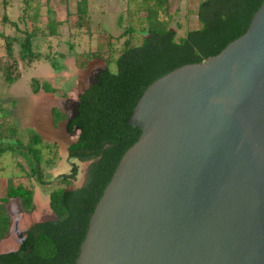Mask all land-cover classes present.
Segmentation results:
<instances>
[{"label":"water","instance_id":"1","mask_svg":"<svg viewBox=\"0 0 264 264\" xmlns=\"http://www.w3.org/2000/svg\"><path fill=\"white\" fill-rule=\"evenodd\" d=\"M126 123L139 134L73 264H264V0L216 54L148 84Z\"/></svg>","mask_w":264,"mask_h":264},{"label":"trees","instance_id":"2","mask_svg":"<svg viewBox=\"0 0 264 264\" xmlns=\"http://www.w3.org/2000/svg\"><path fill=\"white\" fill-rule=\"evenodd\" d=\"M37 1L31 6L29 0H23L24 12L16 21L5 13L0 16V25L13 27L21 36L4 34L0 30V55L5 62L1 71L7 83L18 77L14 74L18 58L27 63L41 59L36 45L37 35L43 40L58 35L61 22L49 16V10L45 25H37ZM165 3V0H141L137 9L144 11L137 29L141 37L135 40V29L130 26L115 36L116 39L123 38L120 50L115 57L105 60L104 67L97 72L96 82L78 94L74 117L67 118L52 109L55 122L64 119L67 133L73 128L78 129L74 141L65 149L68 161L88 162L80 186L68 188L77 174L74 162L70 163L66 174H58L52 179L41 174L42 168L55 165L59 155L55 142L44 143L31 128L21 133L12 122L0 118V157L16 149L28 153L34 163L29 173L12 175L6 180L4 196L0 197V241L9 229L4 204L16 199L23 212H31L34 208L33 182L42 185L52 181L56 184L47 194V205L54 217L33 222L24 229L23 240L14 250L0 252V264H73L94 204L121 154L137 139L139 129L128 125L126 119L143 89L180 65L201 62L216 54L244 32L261 0H202L195 11L198 27L177 38L175 31L167 26L170 19ZM87 8V0H77L78 20L86 17ZM160 13L165 15L164 20L160 19ZM120 20L121 15H118V23ZM18 21L23 26L20 30ZM15 43L17 57L13 53ZM43 58L48 59L47 56ZM50 64L56 68L53 60ZM111 64H114L113 70ZM31 82L34 84L33 87L31 83L33 93L38 89L54 92L46 82L38 84L35 79Z\"/></svg>","mask_w":264,"mask_h":264},{"label":"rangeland","instance_id":"3","mask_svg":"<svg viewBox=\"0 0 264 264\" xmlns=\"http://www.w3.org/2000/svg\"><path fill=\"white\" fill-rule=\"evenodd\" d=\"M22 1L0 0V16L5 13L8 18L16 21L17 16L24 12ZM201 1L165 0L166 13L170 19L167 26L175 31L176 38L187 30L198 27L195 11ZM29 2L33 6L36 0ZM76 3L77 0L37 1L39 6L37 25L39 27L45 25L49 10L51 12L49 16L61 22L57 29L58 35L44 38L45 40L41 35L36 36L41 59L27 63L18 58L14 72L18 77L12 83L3 80L1 66L5 62L4 57L0 55V118L12 122L21 133L31 128L41 136L44 143L55 142L59 151L55 165L42 168L41 174L46 179L66 174L69 172L70 163L74 162L77 174L75 181L68 188L82 184L88 162L66 159L65 147L74 141L77 131L74 134L67 133L64 119L55 122L52 109H57L65 116L70 113L71 102L76 100L78 94L87 86L90 75L96 69L104 67L105 60L115 57L120 50L123 38L116 39L115 36L130 26L135 29L133 32L135 40H139L141 35L137 29L139 21L144 16L143 10H137L141 0H87L86 17L78 20ZM27 12L30 13V10ZM118 15H121L120 23ZM164 16L163 13L159 14L160 19L164 20ZM18 27L19 30L23 28L19 21ZM0 30L4 34L14 33L20 36L18 31L8 25H0ZM17 51L18 46L15 43L13 47L15 57L18 56ZM43 56H47L48 59H44ZM50 60H53L55 69L51 67ZM110 68L113 70L114 64H111ZM31 79L37 80L38 84L48 83L54 92L38 89L33 93L31 87H34V84ZM29 157L28 153L16 149L0 157V197L4 196L7 178L29 173V168H34V163ZM33 184L34 208L31 212H23L16 199H10L4 204L9 217V229L0 241V252L14 250L20 240L19 233L33 222L54 217L47 205V194L56 187V184L52 181L42 185L34 181Z\"/></svg>","mask_w":264,"mask_h":264},{"label":"flooded vegetation","instance_id":"4","mask_svg":"<svg viewBox=\"0 0 264 264\" xmlns=\"http://www.w3.org/2000/svg\"><path fill=\"white\" fill-rule=\"evenodd\" d=\"M96 70H97V69H96ZM96 70L90 75V77H92V75H94L95 73H97ZM90 77H89L88 79H90ZM71 106H72V105H70V107H71ZM71 113H72V111L70 110V114H71ZM76 131H78V129L76 128V130H75V128H73L71 134H74ZM84 177H85V174H84Z\"/></svg>","mask_w":264,"mask_h":264}]
</instances>
